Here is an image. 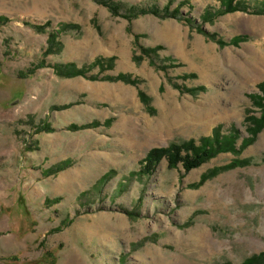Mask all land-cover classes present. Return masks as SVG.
I'll list each match as a JSON object with an SVG mask.
<instances>
[{
	"label": "rangeland",
	"instance_id": "obj_1",
	"mask_svg": "<svg viewBox=\"0 0 264 264\" xmlns=\"http://www.w3.org/2000/svg\"><path fill=\"white\" fill-rule=\"evenodd\" d=\"M241 1L215 15L220 0H0V264L264 252V120L248 132L264 113V0ZM152 6L167 17L137 15ZM216 128L237 153L141 173L151 150Z\"/></svg>",
	"mask_w": 264,
	"mask_h": 264
},
{
	"label": "trees",
	"instance_id": "obj_2",
	"mask_svg": "<svg viewBox=\"0 0 264 264\" xmlns=\"http://www.w3.org/2000/svg\"><path fill=\"white\" fill-rule=\"evenodd\" d=\"M241 7H244L245 9L247 8L246 4L241 0H220V8L215 11L214 14L220 15L226 12L235 11ZM251 7L254 10L253 12L257 15L264 13V1H258L257 5L255 4V6ZM131 11H136V9L131 8ZM138 11L139 12L137 13V15L152 14L158 17H167L168 15L167 8L160 10L157 7L153 6L146 9L141 8L138 9ZM210 12L211 9L205 12L207 17L208 15L210 17L214 15ZM258 90L260 92V95H252L251 100L254 105L258 106L260 109H264V96H262V94L264 95V80L261 84L258 85ZM259 119L257 120L255 118H250V126L248 132L251 133V138L255 135L257 128H259V126L263 123L264 113H262V116ZM218 129H214L212 137L210 139H203L199 146H195L192 142H187L186 144H183L181 146L171 145L166 149L151 150L146 156V159L144 161V169L141 171V173H144L146 175L152 172V169L154 170L157 162L162 157H166L168 166L170 168L175 167L177 163H181L184 170L187 172L188 170L198 167L201 163L208 160L217 152L232 151L233 153H237V151L234 149L235 143H233V141L235 140L231 139V141H222V138L219 137V133L217 131ZM250 139H243L240 144V149H243L251 141ZM182 150L187 153L185 156H181L180 152ZM242 264H264V252L246 259Z\"/></svg>",
	"mask_w": 264,
	"mask_h": 264
}]
</instances>
